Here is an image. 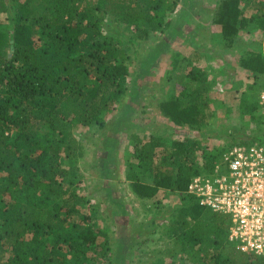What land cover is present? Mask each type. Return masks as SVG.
<instances>
[{"label": "trees", "instance_id": "obj_1", "mask_svg": "<svg viewBox=\"0 0 264 264\" xmlns=\"http://www.w3.org/2000/svg\"><path fill=\"white\" fill-rule=\"evenodd\" d=\"M245 1V7L242 0L220 4L213 18L224 35L249 28L264 34V0ZM176 5V0H0V264L115 263L107 227L81 210L90 202L79 192L83 174L77 168L86 140L75 129H103L108 117L123 110L129 80L122 39L133 46L155 40L171 28L167 18ZM181 62L176 63L184 86L159 110L176 126L201 128L209 121L207 75L197 66L185 71ZM242 62L254 82L241 107L262 124L264 42ZM201 131L169 146L151 135L133 150L125 181L134 196L150 202L163 191L175 198L168 212L151 217L150 224L162 223L172 247L169 254L156 251L168 260L153 264H264L228 242L225 215L186 193L190 180L210 173L225 150H201L207 136ZM260 140L264 130L236 145Z\"/></svg>", "mask_w": 264, "mask_h": 264}, {"label": "rangeland", "instance_id": "obj_2", "mask_svg": "<svg viewBox=\"0 0 264 264\" xmlns=\"http://www.w3.org/2000/svg\"><path fill=\"white\" fill-rule=\"evenodd\" d=\"M222 1L176 0L175 11L167 18L171 28L159 33L155 40L133 46L122 39L121 46L128 56L129 80L123 110L108 117L103 129H75V134L86 140V152L77 168L83 174L79 192L84 195V202L86 197L90 202L81 210L97 226L107 227L114 264L167 261L163 253L156 251L169 254L172 250L163 236L162 223L150 221L151 217L168 212L175 198L160 191L154 200L140 201L125 181L137 146L149 141L151 135L163 137L164 144L169 146L171 141L181 140L185 134L195 135L202 129L201 133L207 136L201 139V150L221 151L264 130V120L257 124L241 107L254 82L252 75L242 68V60L259 43L263 44L264 34L249 28L236 35H224L213 18ZM246 4L242 0L241 7ZM178 61H182L185 71L197 66L207 75L209 121L200 123L201 128L176 126L159 110L161 102L177 95L180 86H184V80H179L183 69L177 68ZM249 99L256 97L249 95ZM207 129L217 131L208 134ZM161 150L158 148V152Z\"/></svg>", "mask_w": 264, "mask_h": 264}, {"label": "built area", "instance_id": "obj_3", "mask_svg": "<svg viewBox=\"0 0 264 264\" xmlns=\"http://www.w3.org/2000/svg\"><path fill=\"white\" fill-rule=\"evenodd\" d=\"M258 104L264 112V91ZM187 195L228 218V242L264 260V141L225 149L210 173L194 176Z\"/></svg>", "mask_w": 264, "mask_h": 264}]
</instances>
